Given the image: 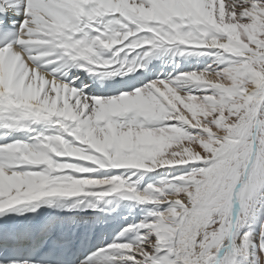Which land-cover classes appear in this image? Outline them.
Segmentation results:
<instances>
[{
    "label": "snow or ice",
    "instance_id": "6c2138e0",
    "mask_svg": "<svg viewBox=\"0 0 264 264\" xmlns=\"http://www.w3.org/2000/svg\"><path fill=\"white\" fill-rule=\"evenodd\" d=\"M0 264H264V0H0Z\"/></svg>",
    "mask_w": 264,
    "mask_h": 264
}]
</instances>
